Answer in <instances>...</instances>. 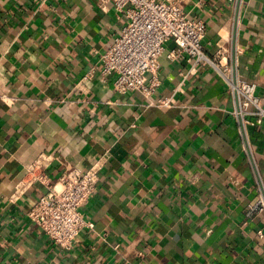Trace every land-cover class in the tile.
<instances>
[{
    "label": "crops",
    "instance_id": "0c3cea01",
    "mask_svg": "<svg viewBox=\"0 0 264 264\" xmlns=\"http://www.w3.org/2000/svg\"><path fill=\"white\" fill-rule=\"evenodd\" d=\"M100 1L0 0V264H264V211L248 215L264 200V122H239L218 70L189 60H163L154 99L169 106L116 91L100 54L125 17ZM180 3L264 105V0ZM42 155L54 181L105 158L81 208L94 227L70 250L27 216L44 183L13 199Z\"/></svg>",
    "mask_w": 264,
    "mask_h": 264
},
{
    "label": "built area",
    "instance_id": "2783aa9c",
    "mask_svg": "<svg viewBox=\"0 0 264 264\" xmlns=\"http://www.w3.org/2000/svg\"><path fill=\"white\" fill-rule=\"evenodd\" d=\"M111 5L124 15L125 24L100 54V69L104 78L114 77L116 91L122 94L136 91L149 99L151 105L169 106L174 99L172 96L154 99L162 84L163 60H189L194 66H213L218 70L236 99L231 112L239 122L244 126L264 122V105L256 94V83L242 77L237 68L229 64L225 57L227 49H219L215 56L205 50L206 22L189 16L180 0L100 1L102 9ZM185 76L187 74L183 73V79ZM49 159L50 156L42 155L28 166L13 199L23 198L36 180L44 183L47 191L29 205L27 216L51 242L70 250L83 230L94 227L81 208L98 188L105 158L86 170L70 168L55 181L42 171ZM262 211L264 200L259 198L250 206L248 215ZM259 235L264 237V232L259 230Z\"/></svg>",
    "mask_w": 264,
    "mask_h": 264
}]
</instances>
